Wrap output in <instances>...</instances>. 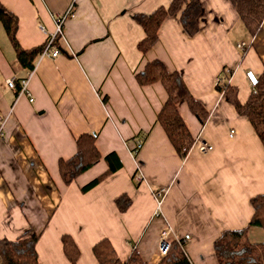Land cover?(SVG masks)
<instances>
[{
	"label": "crops",
	"instance_id": "1",
	"mask_svg": "<svg viewBox=\"0 0 264 264\" xmlns=\"http://www.w3.org/2000/svg\"><path fill=\"white\" fill-rule=\"evenodd\" d=\"M169 1L0 0L18 17L17 38L25 49L42 45L55 32V17L73 6L54 42L61 53L35 62L29 95L6 84L14 79L18 85L29 71L18 64L0 24V114L12 108L0 132V238L38 234L41 264H70L63 234L79 248L76 264H98L92 247L103 238L122 261L136 250L145 264H158L166 228L170 241L183 239L191 264H218L214 240L224 229L246 226L250 198L264 194V147L249 121L214 85L224 70H232L228 83L238 87L241 102L247 99L252 88L246 70L258 75L264 69V20L251 36L229 0H200L195 35L184 32L178 11L161 24L157 43L140 54L136 44L144 34L133 15ZM238 42L246 43L244 50ZM153 59L178 71L203 103L208 112L203 124L185 103L178 110L194 139L203 138L211 151L200 153L193 145L184 159L174 151L156 119L166 99L164 88L158 82L139 85L134 77ZM90 132L97 135L100 153L114 152L120 167L82 192L108 168L106 162L68 186L59 178L57 162L71 157L76 138ZM136 137L140 147L134 156ZM138 173L141 181L134 179ZM154 188L167 189L159 216L150 196ZM122 193L131 203L119 211L115 199ZM248 237L264 242V231L252 227Z\"/></svg>",
	"mask_w": 264,
	"mask_h": 264
},
{
	"label": "trees",
	"instance_id": "2",
	"mask_svg": "<svg viewBox=\"0 0 264 264\" xmlns=\"http://www.w3.org/2000/svg\"><path fill=\"white\" fill-rule=\"evenodd\" d=\"M240 21L249 35L259 31L264 20V0H229ZM180 12V24L184 32L195 35L199 30L198 18L202 11L200 0H170L166 6H158L149 13H135L134 21L143 31V38L136 44L140 54H146L158 41V31L163 21ZM0 24L14 49L18 64L31 71L44 43L29 49L23 48L17 38L18 17L0 3ZM57 40V38H56ZM232 71V70H230ZM134 77L139 85L160 83L166 92V99L157 113V122L164 131L176 154L184 159L190 151L194 137L178 110V105L185 103L188 110L195 115L200 124L207 118L208 112L203 103L196 99L187 88L181 74L169 70L164 61L153 59L135 72ZM229 74L223 71V84L216 90L222 92L236 112L245 117L264 147V69L257 75V84L250 91L247 99L241 102L238 87L228 83ZM94 132L82 133L76 138V152L69 158H60L57 162L61 182L68 186L81 174L104 160L108 168L93 180L82 186V192L98 184L105 177L120 167V161L114 152L102 155L97 148ZM131 199L126 193L115 199L119 211L130 205ZM252 216L246 226L238 229H224L213 242L212 249L218 264H264V242L254 243L248 237L252 227L264 231V194L250 198ZM38 234L25 233L16 239L0 238V261L3 264H41L36 253ZM62 249L70 264H76L80 251L69 234L61 236ZM98 264H145L136 250L122 261L111 242L103 238L92 247ZM158 264H191L182 248V244L171 240L170 247Z\"/></svg>",
	"mask_w": 264,
	"mask_h": 264
},
{
	"label": "built area",
	"instance_id": "3",
	"mask_svg": "<svg viewBox=\"0 0 264 264\" xmlns=\"http://www.w3.org/2000/svg\"><path fill=\"white\" fill-rule=\"evenodd\" d=\"M73 14V6H69L63 13L59 14L58 16L55 17V32L50 35L47 40L44 42V45L41 49V51L38 54V57L36 59V61L42 59V58H55L57 57L61 52L60 50L54 45V42L56 40V38H60V36L63 34L64 31V23L66 21V19L70 16H72ZM40 27L42 28V26L40 25ZM236 47L239 49L244 50L246 47V43L245 42H238L236 44ZM34 71V68L28 72V75L21 79L19 81V84L16 85V81L14 79H7L6 80V84L10 87V88H14L16 89L17 87V93L18 94H23L25 93L26 95H29L28 89H27V85L29 82L30 77L32 76ZM228 74L230 75L232 71L227 70ZM245 76L250 84V86L252 88H254L257 84L258 78L257 75L252 71V70H246L245 72ZM223 81L220 77H217L214 81V85L215 87L217 86H222ZM219 92V91H218ZM221 94H223L222 92H220ZM224 95V94H223ZM30 100H32V98L30 97ZM12 112V108L9 110L8 114L6 116H3L0 114V132H1V128L4 125V123L6 122L7 116ZM233 130L230 131V136H232L233 134ZM133 141L135 142V146L131 149V152L134 156H136L137 152H138V148L140 147V140L139 139H133ZM196 145L198 151L200 153H207L209 151H211L213 149V146L211 144H209L207 141H205L203 138H201L200 136L197 137L196 139H194V142L192 144ZM192 148V147H191ZM139 167V166H138ZM142 174L138 173L134 175V179L136 181H141L142 180ZM167 192L166 188H160L158 191H156L155 195L159 198L157 201V205H158V210H156V212L154 213L155 216H159V209H160V204L161 201H159L160 199L162 200L163 196L165 195V193ZM170 232L169 228H166L163 230V232L161 233L160 236V240L158 243V250L161 256H165L169 250L170 247V239L168 238V234ZM189 236L186 235L184 237V239H188ZM177 242L181 243L183 241V239H179L176 238L175 239Z\"/></svg>",
	"mask_w": 264,
	"mask_h": 264
},
{
	"label": "rangeland",
	"instance_id": "4",
	"mask_svg": "<svg viewBox=\"0 0 264 264\" xmlns=\"http://www.w3.org/2000/svg\"><path fill=\"white\" fill-rule=\"evenodd\" d=\"M7 44L9 45V42L7 41ZM137 138V137H136ZM134 146H135V142H134ZM144 183L146 184V182L144 181ZM160 189V188H159ZM158 188H154L153 190H152V193L150 192V196L152 197V199H153V201H154V203H155V210H158V205H157V201H158V197L155 195V193H156V191H158L159 190ZM158 198H156V197ZM159 201H161V199L159 200Z\"/></svg>",
	"mask_w": 264,
	"mask_h": 264
}]
</instances>
